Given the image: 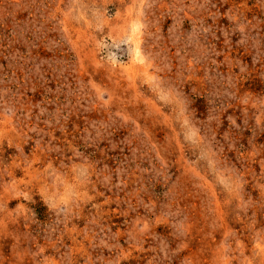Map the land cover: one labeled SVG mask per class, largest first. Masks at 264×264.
Returning a JSON list of instances; mask_svg holds the SVG:
<instances>
[{"label": "rangeland", "instance_id": "rangeland-1", "mask_svg": "<svg viewBox=\"0 0 264 264\" xmlns=\"http://www.w3.org/2000/svg\"><path fill=\"white\" fill-rule=\"evenodd\" d=\"M0 264H264V0H0Z\"/></svg>", "mask_w": 264, "mask_h": 264}]
</instances>
